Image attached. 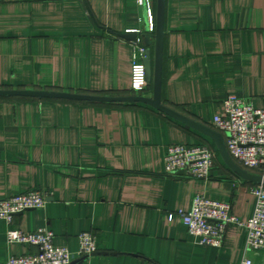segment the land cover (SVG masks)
Listing matches in <instances>:
<instances>
[{"label":"crops","instance_id":"obj_1","mask_svg":"<svg viewBox=\"0 0 264 264\" xmlns=\"http://www.w3.org/2000/svg\"><path fill=\"white\" fill-rule=\"evenodd\" d=\"M148 30L138 0H0V89L137 94L135 41L120 35ZM229 94L264 108V0H166L162 103L216 129ZM203 143L216 155L209 177L166 172L168 145ZM250 185L210 137L147 104L0 96V200L47 193L44 208L0 218V264L37 251L9 241V229L42 227L78 260L79 235L91 232L90 264H264L243 226L229 225L215 247L178 215L200 194L246 221Z\"/></svg>","mask_w":264,"mask_h":264},{"label":"built area","instance_id":"obj_2","mask_svg":"<svg viewBox=\"0 0 264 264\" xmlns=\"http://www.w3.org/2000/svg\"><path fill=\"white\" fill-rule=\"evenodd\" d=\"M147 8L149 32L156 28V13L153 0H138ZM132 64V90L144 94L150 89L146 77L144 58L147 46L143 35L134 44ZM224 110L214 117L215 127L226 134L227 150L236 163L243 168L264 175V108H258L243 98L229 94L223 100ZM215 151L209 144H170L165 155V169L169 174L183 173L189 177L207 178L215 162ZM254 196L252 215L243 221L234 213L230 202L196 195L189 211H178L189 232L201 244L221 247L229 225H241L246 230L248 250L264 249V183L251 184ZM47 193L32 189L0 200V218L12 222L13 215L28 209L44 208ZM175 214H171L173 218ZM9 241L33 245L36 252L12 256L6 264H90L87 259L96 250L95 237L89 232L79 235V258L67 247L54 243V232L42 227L35 231L8 230ZM154 264V263H148ZM242 264H253L244 258Z\"/></svg>","mask_w":264,"mask_h":264},{"label":"water","instance_id":"obj_3","mask_svg":"<svg viewBox=\"0 0 264 264\" xmlns=\"http://www.w3.org/2000/svg\"><path fill=\"white\" fill-rule=\"evenodd\" d=\"M165 10L166 0H157L156 6V28L155 32L145 34L146 53L144 58V65L146 70V77L149 82L153 84V93L151 96L143 94L131 95H94L83 94L65 91H50V90H27V89H0V96H29V97H53L66 98L73 100H85L93 102H117V103H135L140 102L147 104L167 115H170L184 123L194 127L200 132L210 137L216 144L217 149L222 156L227 166L236 173L240 178L251 184L264 183V175L251 172L238 163L229 154L225 138L218 130L208 127L200 122L194 121L170 107L162 103V85H163V55H164V39H165ZM120 36L133 41L137 40L136 34L125 33ZM152 40H154V47H152Z\"/></svg>","mask_w":264,"mask_h":264},{"label":"trees","instance_id":"obj_4","mask_svg":"<svg viewBox=\"0 0 264 264\" xmlns=\"http://www.w3.org/2000/svg\"><path fill=\"white\" fill-rule=\"evenodd\" d=\"M153 34V33H152ZM143 43L146 44L145 35H143ZM147 46V45H146ZM152 47H154V40H152ZM151 86V85H150ZM126 104H142L140 102L126 103Z\"/></svg>","mask_w":264,"mask_h":264}]
</instances>
